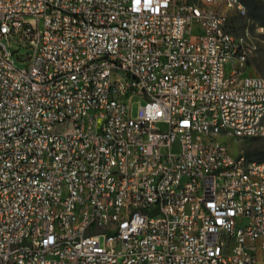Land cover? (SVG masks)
Returning <instances> with one entry per match:
<instances>
[{
	"label": "built area",
	"instance_id": "2783aa9c",
	"mask_svg": "<svg viewBox=\"0 0 264 264\" xmlns=\"http://www.w3.org/2000/svg\"><path fill=\"white\" fill-rule=\"evenodd\" d=\"M230 8L0 0V264H260L264 159L227 139L264 136V76Z\"/></svg>",
	"mask_w": 264,
	"mask_h": 264
},
{
	"label": "rangeland",
	"instance_id": "374dc122",
	"mask_svg": "<svg viewBox=\"0 0 264 264\" xmlns=\"http://www.w3.org/2000/svg\"><path fill=\"white\" fill-rule=\"evenodd\" d=\"M256 1L264 7V0ZM225 12L229 16L230 23L232 24L233 31L236 35H242L244 30L248 27L254 36L257 37L256 42L259 47L256 54L250 58L245 68V71H247L246 74L264 76V43L262 41L264 39V35L257 31V28L264 26V23L255 17L253 18L249 13L247 16H241L232 8L227 9ZM15 61L19 68H23L26 65L25 63L19 61L17 56H15ZM139 101L140 98L138 96L134 97L132 105L133 116L137 114ZM227 142L232 155L245 154L246 156L255 158L264 157V136L227 139ZM259 262L260 264H264V258H260Z\"/></svg>",
	"mask_w": 264,
	"mask_h": 264
},
{
	"label": "trees",
	"instance_id": "16d2710c",
	"mask_svg": "<svg viewBox=\"0 0 264 264\" xmlns=\"http://www.w3.org/2000/svg\"><path fill=\"white\" fill-rule=\"evenodd\" d=\"M248 8V13L254 18L261 20L264 23V7L256 0H242ZM264 157H260L263 159Z\"/></svg>",
	"mask_w": 264,
	"mask_h": 264
}]
</instances>
